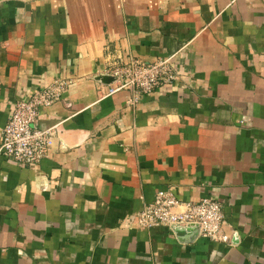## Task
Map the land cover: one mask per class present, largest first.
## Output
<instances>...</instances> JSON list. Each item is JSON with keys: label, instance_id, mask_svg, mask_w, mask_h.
I'll use <instances>...</instances> for the list:
<instances>
[{"label": "crops", "instance_id": "obj_1", "mask_svg": "<svg viewBox=\"0 0 264 264\" xmlns=\"http://www.w3.org/2000/svg\"><path fill=\"white\" fill-rule=\"evenodd\" d=\"M169 57L177 82L108 95L111 62ZM56 78L47 157L0 155V264H264V0H0V140ZM157 191L219 203L228 242L139 228Z\"/></svg>", "mask_w": 264, "mask_h": 264}, {"label": "built area", "instance_id": "obj_2", "mask_svg": "<svg viewBox=\"0 0 264 264\" xmlns=\"http://www.w3.org/2000/svg\"><path fill=\"white\" fill-rule=\"evenodd\" d=\"M106 74L113 79L108 95L126 90L130 94L128 104L133 106L141 96L179 80L172 57L152 63L134 59L127 63L113 61L107 66ZM69 86L70 81L56 78L27 100L15 102L1 132L0 155L18 166H31L44 160L55 133L53 128L37 129V120L42 111L60 100ZM223 220L221 205L214 200L182 202L168 191H157L152 202L135 215V224L143 230L197 225L201 237L216 243L228 242V236L222 231Z\"/></svg>", "mask_w": 264, "mask_h": 264}, {"label": "water", "instance_id": "obj_3", "mask_svg": "<svg viewBox=\"0 0 264 264\" xmlns=\"http://www.w3.org/2000/svg\"><path fill=\"white\" fill-rule=\"evenodd\" d=\"M101 80H104L108 84L113 81L111 77H106V76L102 77ZM171 230L177 237H182L183 235L190 236L189 239L190 241H192L194 238L197 237L199 233V226L197 225H190L187 227L174 226L171 228Z\"/></svg>", "mask_w": 264, "mask_h": 264}]
</instances>
